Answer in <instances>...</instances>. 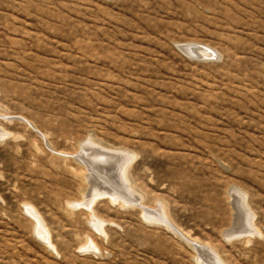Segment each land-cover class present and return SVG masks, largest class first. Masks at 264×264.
<instances>
[{"label": "rangeland", "instance_id": "1", "mask_svg": "<svg viewBox=\"0 0 264 264\" xmlns=\"http://www.w3.org/2000/svg\"><path fill=\"white\" fill-rule=\"evenodd\" d=\"M0 264H264V0H0Z\"/></svg>", "mask_w": 264, "mask_h": 264}, {"label": "bare ground", "instance_id": "2", "mask_svg": "<svg viewBox=\"0 0 264 264\" xmlns=\"http://www.w3.org/2000/svg\"><path fill=\"white\" fill-rule=\"evenodd\" d=\"M195 51H197V50H195ZM200 53L201 54V56H203V57H210V56H212V55H214V52L212 51V50H210L209 48H207V50H203V51H197V53ZM84 152V151H83ZM99 153H101V152H99ZM92 154V153H91ZM95 155V154H94ZM96 156V155H95ZM102 156V155H101ZM106 156V155H105ZM91 158H95V157H91ZM91 158H90V164H93V165H95V163H96V165L95 166H97V168L98 169H100L99 168V166H101V165H99L100 164V162H98L96 159H98V156L96 157V159L92 162L91 161ZM108 160L109 159H107L106 161L108 162ZM123 172H126V170L124 171L123 170ZM127 173V172H126ZM107 174V173H106ZM127 177V176H126ZM240 199H242V198H239V197H236V201H237V203H238V206H239V202L238 201H240V204H241V207H242V209H243V212L246 214V212H247V209L245 208L244 209V207H245V204H244V202H243V199L242 200H240ZM243 204H244V207H243ZM246 207H248V206H246ZM144 211H145V209L144 208H142ZM146 212V211H145ZM242 213V212H241ZM146 214V216H148L147 218L149 219V217H150V213L149 212H147V213H145ZM249 214V213H248ZM247 216V215H246ZM249 217V216H248ZM248 219V218H247ZM246 219V220H247ZM161 221V220H160ZM159 221V222H160ZM162 222H164L165 224H166V226H168L169 228H171V229H173L172 228V226L170 225V224H168L166 221H163L162 220ZM101 224V223H100ZM251 225H252V223H251ZM251 225H249V226H251ZM96 227L98 228L99 226H98V224L96 225ZM253 227V226H252ZM251 227V228H252ZM39 230H40V232H42L43 234H45L44 233V231H43V229H41V228H39ZM194 245V247H195V249L197 248L198 249V247H197V245L198 244H193ZM203 251H205L204 249H203ZM206 252V251H205Z\"/></svg>", "mask_w": 264, "mask_h": 264}]
</instances>
